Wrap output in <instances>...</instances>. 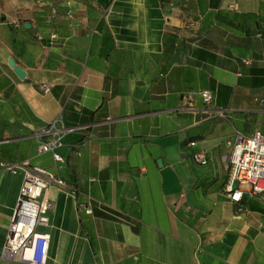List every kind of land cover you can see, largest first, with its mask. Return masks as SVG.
Returning a JSON list of instances; mask_svg holds the SVG:
<instances>
[{
  "label": "crops",
  "instance_id": "crops-1",
  "mask_svg": "<svg viewBox=\"0 0 264 264\" xmlns=\"http://www.w3.org/2000/svg\"><path fill=\"white\" fill-rule=\"evenodd\" d=\"M257 131L264 0H0V264L23 181L2 164L23 161L64 184L46 264H264V202L225 192ZM57 138L61 163L37 152Z\"/></svg>",
  "mask_w": 264,
  "mask_h": 264
},
{
  "label": "built area",
  "instance_id": "built-area-1",
  "mask_svg": "<svg viewBox=\"0 0 264 264\" xmlns=\"http://www.w3.org/2000/svg\"><path fill=\"white\" fill-rule=\"evenodd\" d=\"M81 0H77L80 2ZM74 6L67 2L64 14L72 22ZM58 15V10L49 7L48 21H53ZM51 41L56 38L52 33ZM46 94L50 91V85L40 86ZM202 101L211 105L213 95L209 91L200 92ZM74 129L67 130L68 132ZM49 130H41L35 133L34 138L40 139ZM62 146L59 138L39 142L38 154L48 153L56 163L63 161L57 150ZM230 151L224 161L227 164V178L225 192L233 202H239L244 194L259 198L264 202V132L257 131L249 136L237 134L229 143ZM193 162L204 166L207 160L202 153L194 154ZM7 171L14 172L20 169L23 172V181L19 190L14 214L7 229L5 243L1 252V259L5 262L18 264H46L50 235L42 228L48 227L46 214L52 208L51 203L42 199L50 183L63 186V182L53 174H49L40 168L31 167L28 161L18 165L2 164ZM241 186H247L245 190Z\"/></svg>",
  "mask_w": 264,
  "mask_h": 264
},
{
  "label": "water",
  "instance_id": "water-1",
  "mask_svg": "<svg viewBox=\"0 0 264 264\" xmlns=\"http://www.w3.org/2000/svg\"><path fill=\"white\" fill-rule=\"evenodd\" d=\"M10 63V66L13 67L14 66V63L12 61L9 62ZM15 72L16 74L19 76V77H23V72H21V70H19L18 68H15Z\"/></svg>",
  "mask_w": 264,
  "mask_h": 264
},
{
  "label": "rangeland",
  "instance_id": "rangeland-1",
  "mask_svg": "<svg viewBox=\"0 0 264 264\" xmlns=\"http://www.w3.org/2000/svg\"><path fill=\"white\" fill-rule=\"evenodd\" d=\"M242 188H248L247 186H242Z\"/></svg>",
  "mask_w": 264,
  "mask_h": 264
}]
</instances>
